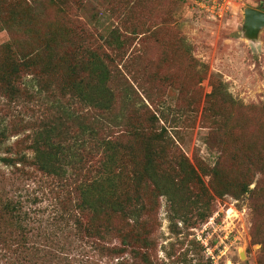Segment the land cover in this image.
Segmentation results:
<instances>
[{
    "label": "trees",
    "instance_id": "trees-1",
    "mask_svg": "<svg viewBox=\"0 0 264 264\" xmlns=\"http://www.w3.org/2000/svg\"><path fill=\"white\" fill-rule=\"evenodd\" d=\"M144 1L111 0L105 10L118 4L127 10L120 25L129 26L126 8L132 3L140 19ZM90 9L84 0H0V33L8 36L0 44V100L15 114L0 117V256L26 253L28 225L40 224L29 202H39L22 183L37 182L60 211L56 222L119 264H185L170 249L166 260L157 256L162 201L169 233L186 238L212 217L213 197L246 196L264 264V104L235 101L210 76L199 120L210 160L190 159L173 136L194 128L187 111L161 100L155 113L140 96L153 102L146 86L177 83L140 80L128 67L131 55L120 65L134 39L117 28L101 40ZM198 66L197 83L207 74ZM1 165L13 168L15 181L7 184Z\"/></svg>",
    "mask_w": 264,
    "mask_h": 264
},
{
    "label": "rangeland",
    "instance_id": "rangeland-1",
    "mask_svg": "<svg viewBox=\"0 0 264 264\" xmlns=\"http://www.w3.org/2000/svg\"><path fill=\"white\" fill-rule=\"evenodd\" d=\"M84 1L92 13L99 15L91 25V30L99 38H105L118 28L134 39L120 65L131 55V67H128L140 80L170 78L177 83L173 88L163 84L158 85L160 88L153 84L146 86L148 93L155 98L153 102L143 94L140 96L155 113L159 111L157 103L161 100L174 110L187 111V125H194V128L180 129V134L173 133V136L190 159L198 156L208 163L210 160L204 143L207 130L199 128L204 99L211 92L210 76L222 80L235 101L245 106L264 104V28L256 39L251 40L246 37L244 27V9L264 12V0H229L228 8L219 18H212L200 9L198 0H145L141 5L140 19L135 15L136 9H129L133 8L132 3L126 8L129 26L120 25L127 10L118 4L114 11L105 10L111 0ZM78 20L85 21V18L81 14ZM133 29L136 32H132ZM7 39L6 33H0V44ZM196 63L207 67L205 79L199 83L194 71L199 69ZM188 99H193L194 106H188L185 102ZM4 104L0 100V117L6 115L9 119L15 114H6ZM13 110L19 112L18 108ZM18 137H11L10 142H15ZM12 169L1 167L7 184L15 181ZM29 170L31 174L37 173V179L41 178L34 168ZM204 180L208 182V178ZM22 185L30 199L38 197L39 203L30 201L29 206L30 214L36 213L40 224L28 225L32 232L26 236V253L20 258L0 256V264H119L118 260L97 254L91 244L79 240L71 229L56 222L60 211L47 196V187L37 182ZM212 206V217L190 229L186 238H177L169 233L162 201L157 248L159 260H166L165 251L170 249L172 259L178 258V262L182 259L185 264H258L261 245L251 241L252 213L246 196L239 199L213 197Z\"/></svg>",
    "mask_w": 264,
    "mask_h": 264
},
{
    "label": "water",
    "instance_id": "water-1",
    "mask_svg": "<svg viewBox=\"0 0 264 264\" xmlns=\"http://www.w3.org/2000/svg\"><path fill=\"white\" fill-rule=\"evenodd\" d=\"M244 27L246 37L256 39L264 28V12L253 8L244 9Z\"/></svg>",
    "mask_w": 264,
    "mask_h": 264
},
{
    "label": "built area",
    "instance_id": "built-area-1",
    "mask_svg": "<svg viewBox=\"0 0 264 264\" xmlns=\"http://www.w3.org/2000/svg\"><path fill=\"white\" fill-rule=\"evenodd\" d=\"M228 4H230L229 0H198L197 2L199 8L212 18L222 17L224 10L228 8Z\"/></svg>",
    "mask_w": 264,
    "mask_h": 264
}]
</instances>
